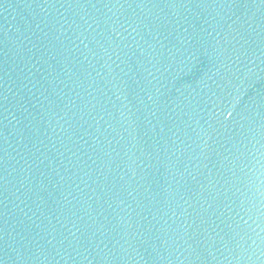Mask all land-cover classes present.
<instances>
[{
	"label": "water",
	"instance_id": "water-1",
	"mask_svg": "<svg viewBox=\"0 0 264 264\" xmlns=\"http://www.w3.org/2000/svg\"><path fill=\"white\" fill-rule=\"evenodd\" d=\"M0 264H264V0H0Z\"/></svg>",
	"mask_w": 264,
	"mask_h": 264
}]
</instances>
